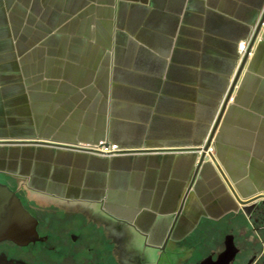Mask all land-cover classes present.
Instances as JSON below:
<instances>
[{"label": "crops", "instance_id": "obj_1", "mask_svg": "<svg viewBox=\"0 0 264 264\" xmlns=\"http://www.w3.org/2000/svg\"><path fill=\"white\" fill-rule=\"evenodd\" d=\"M263 13L264 0H0V181L72 204L86 240L121 243L119 264H195L264 194ZM102 142L123 152L78 146Z\"/></svg>", "mask_w": 264, "mask_h": 264}, {"label": "flooded vegetation", "instance_id": "obj_2", "mask_svg": "<svg viewBox=\"0 0 264 264\" xmlns=\"http://www.w3.org/2000/svg\"><path fill=\"white\" fill-rule=\"evenodd\" d=\"M0 182L8 185L37 219L39 234L37 240L23 245L10 240L0 241V264H85L96 258L97 253L92 246L87 247L91 253L90 259L82 258L81 248L72 234V230L78 227L72 204L58 199L51 200L47 195H36L18 183ZM242 206L237 215L235 230L224 235L219 242L213 243L217 244V248L195 264L202 261V264H210L206 262L208 257H226L231 250L234 252L231 264H264V194L257 195ZM62 216L71 220L65 222ZM55 226L56 232L52 233ZM67 234L70 236L68 240L65 239ZM115 248L121 251V243ZM101 258H104L103 255ZM104 259L108 260L106 256ZM110 263L119 264V259Z\"/></svg>", "mask_w": 264, "mask_h": 264}, {"label": "water", "instance_id": "obj_3", "mask_svg": "<svg viewBox=\"0 0 264 264\" xmlns=\"http://www.w3.org/2000/svg\"><path fill=\"white\" fill-rule=\"evenodd\" d=\"M264 19V13L256 27V32L259 30ZM257 34V33H256ZM255 34V36H256ZM247 55L243 58L242 63L245 62ZM240 69L238 70L236 77L233 80L231 88L227 94V97L224 100L223 106L228 101L232 88L236 82L237 75L239 74ZM222 106V108H223ZM221 115L219 112L215 125L218 122ZM214 125V128H215ZM209 137L208 143L205 145L203 150H208L209 144L212 141V136L214 132ZM250 201H242L243 205L248 204ZM37 219L27 210L22 203L19 196L6 184L0 182V241L10 240L17 244H27L31 241H35L39 238L37 231ZM234 259V252L231 250L227 252L226 257L213 259L211 256L207 258V263L210 264H231ZM205 262V261H204ZM203 261L200 263L202 264Z\"/></svg>", "mask_w": 264, "mask_h": 264}, {"label": "rangeland", "instance_id": "obj_4", "mask_svg": "<svg viewBox=\"0 0 264 264\" xmlns=\"http://www.w3.org/2000/svg\"><path fill=\"white\" fill-rule=\"evenodd\" d=\"M5 182H8V181H5ZM62 218L65 220V222H67L68 220H71V219H68V217H66V216H62ZM77 220H79V219L77 218ZM79 223L82 225L85 224L86 226H88L87 230H79L78 227L72 230V234L77 239L76 244L81 248L82 258L88 257L86 259L87 260L90 259L91 253L87 250V247H89V246H92L95 253H97L96 258H93V260L88 261L85 264H113V263H110V261H117L118 260L116 258L117 248H115V247H118V244H120V243H114V242L111 243L110 241H107V240L99 241V242L98 241H86L85 234L90 232L89 220L86 218H81V221ZM55 228H56V226L53 228L52 233L56 232ZM69 238H70V236L67 234L65 236V239L68 240ZM101 255H103L104 258L106 256L108 260L101 258Z\"/></svg>", "mask_w": 264, "mask_h": 264}, {"label": "built area", "instance_id": "obj_5", "mask_svg": "<svg viewBox=\"0 0 264 264\" xmlns=\"http://www.w3.org/2000/svg\"><path fill=\"white\" fill-rule=\"evenodd\" d=\"M240 50L242 54V58H244L246 55L248 56L250 54L251 48H250V43L249 41H242L240 44ZM210 134L206 139V143H208ZM79 148L90 150L96 153L104 154V155H112V154H117L123 152V149H121L117 144H108V143H100L99 145H78ZM213 150V142L209 144L208 150L209 152L212 153Z\"/></svg>", "mask_w": 264, "mask_h": 264}]
</instances>
